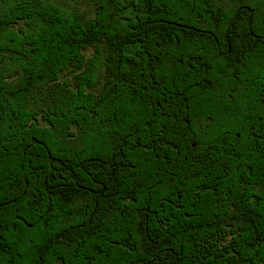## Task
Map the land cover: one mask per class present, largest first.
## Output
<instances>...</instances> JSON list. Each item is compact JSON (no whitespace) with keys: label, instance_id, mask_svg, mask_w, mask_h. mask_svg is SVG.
I'll return each instance as SVG.
<instances>
[{"label":"trees","instance_id":"obj_1","mask_svg":"<svg viewBox=\"0 0 264 264\" xmlns=\"http://www.w3.org/2000/svg\"><path fill=\"white\" fill-rule=\"evenodd\" d=\"M0 0V264H264V0Z\"/></svg>","mask_w":264,"mask_h":264},{"label":"rangeland","instance_id":"obj_2","mask_svg":"<svg viewBox=\"0 0 264 264\" xmlns=\"http://www.w3.org/2000/svg\"><path fill=\"white\" fill-rule=\"evenodd\" d=\"M52 1H54L64 9L82 13L86 18H90L93 15L92 6L84 1H80V0H52Z\"/></svg>","mask_w":264,"mask_h":264}]
</instances>
